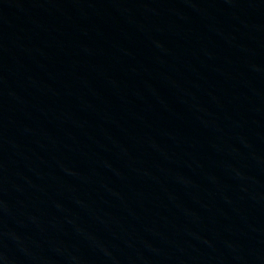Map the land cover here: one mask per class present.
<instances>
[{
	"label": "water",
	"instance_id": "1",
	"mask_svg": "<svg viewBox=\"0 0 264 264\" xmlns=\"http://www.w3.org/2000/svg\"><path fill=\"white\" fill-rule=\"evenodd\" d=\"M0 264H264V0H0Z\"/></svg>",
	"mask_w": 264,
	"mask_h": 264
}]
</instances>
